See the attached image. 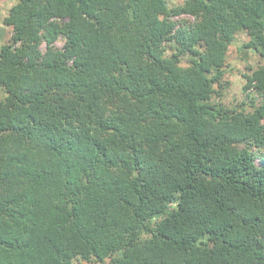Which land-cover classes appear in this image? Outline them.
Masks as SVG:
<instances>
[{"label":"trees","instance_id":"obj_1","mask_svg":"<svg viewBox=\"0 0 264 264\" xmlns=\"http://www.w3.org/2000/svg\"><path fill=\"white\" fill-rule=\"evenodd\" d=\"M22 1L0 48V264H264V0ZM236 33L263 60L241 110L212 102Z\"/></svg>","mask_w":264,"mask_h":264},{"label":"rangeland","instance_id":"obj_2","mask_svg":"<svg viewBox=\"0 0 264 264\" xmlns=\"http://www.w3.org/2000/svg\"><path fill=\"white\" fill-rule=\"evenodd\" d=\"M185 0H167L169 6L182 4ZM24 1L22 0H0V48L7 44L11 34V26L4 23V19L9 16L13 10L22 9ZM192 20L187 16L177 18V20ZM248 41V37L244 33H236L234 40L228 48L226 55V67L224 77L222 79L221 88L215 85L217 94L212 98V102L220 103L228 109H247L251 106V99L247 97L251 93V97L258 100L257 95L253 91L245 92L244 86L247 81V76L263 64V60L255 53L244 49L242 45ZM62 40L56 43V46L61 48ZM44 48H42L43 50ZM4 92L0 89V101L4 98ZM255 162L258 166L264 167V152L262 156L258 155ZM207 249L212 252L215 249L216 242L212 239L206 241ZM107 262V261H106ZM82 264H97L85 263Z\"/></svg>","mask_w":264,"mask_h":264}]
</instances>
